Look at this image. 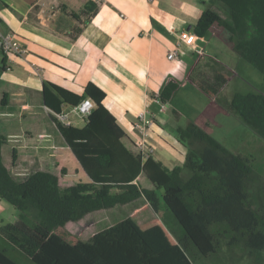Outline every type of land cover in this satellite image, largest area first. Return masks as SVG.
<instances>
[{
    "label": "trees",
    "instance_id": "16d2710c",
    "mask_svg": "<svg viewBox=\"0 0 264 264\" xmlns=\"http://www.w3.org/2000/svg\"><path fill=\"white\" fill-rule=\"evenodd\" d=\"M213 1L230 19L204 10L192 27L193 36L203 38L213 25L223 28L231 50L264 80V0ZM96 8L83 3V10ZM5 55H0V72L7 69ZM219 79L226 83L229 77L221 73L215 76ZM179 87L180 81L167 77L157 94L160 105L169 104ZM42 96L56 116L85 98L94 110L82 128L53 117L43 120L52 150L40 156V170L22 183L11 178L2 162L6 138L0 134V200L20 213L18 222L0 226V236L32 264H204L223 248L231 254L236 247L253 264H264V178L251 160L187 121L174 129L186 149L184 163L167 170L124 146L123 130L103 105L104 93L92 83L77 95L43 82ZM0 104L6 105V95ZM227 108L264 141V92L237 91ZM172 115L178 119L175 111ZM10 157L14 164V149ZM141 198L145 203L140 209L112 224L92 214ZM27 213L34 219L30 228L23 221ZM68 223L75 227L62 232L74 236L72 243L56 233ZM0 264L16 263L0 250Z\"/></svg>",
    "mask_w": 264,
    "mask_h": 264
},
{
    "label": "crops",
    "instance_id": "0c3cea01",
    "mask_svg": "<svg viewBox=\"0 0 264 264\" xmlns=\"http://www.w3.org/2000/svg\"><path fill=\"white\" fill-rule=\"evenodd\" d=\"M211 1L208 0L210 4ZM85 2L97 8L83 10ZM206 3L207 0H0V37L13 34L25 50L22 56L5 55L7 69L0 72V101L6 95V105L0 104V134L6 138L1 157L11 178L17 183L26 181L40 170V156L52 150L43 120L57 116L43 104V82L77 95L88 83L99 88L105 95L103 105L125 134L122 143L135 155L138 152L133 142L140 138L136 116L145 111L154 121L144 137L152 150L149 157L167 170L181 167L186 149L177 142L174 129L181 125L182 112L171 105L172 100L160 105L156 99L169 76L178 81L188 79L196 86L202 85L205 75L213 71L225 74L217 68L223 69L227 62L218 44L210 49L212 54L204 55L192 33L202 11L219 14L217 3L210 7ZM173 50L178 59L169 61L167 55ZM184 54L190 59H208H201L190 69L180 58ZM68 108H62L63 115ZM207 108L208 117L203 116L205 110L188 121L211 135L215 129L212 117L219 105L210 99ZM70 123L75 128L85 124ZM13 149L17 159L11 164ZM183 175L188 177L189 173L184 170ZM8 206L0 200V226L5 225L4 219L11 221L8 223L19 221Z\"/></svg>",
    "mask_w": 264,
    "mask_h": 264
},
{
    "label": "rangeland",
    "instance_id": "374dc122",
    "mask_svg": "<svg viewBox=\"0 0 264 264\" xmlns=\"http://www.w3.org/2000/svg\"><path fill=\"white\" fill-rule=\"evenodd\" d=\"M214 1L206 3L207 7L214 6ZM219 5V4H218ZM219 14L225 20H229V15L227 12L219 11ZM229 33L217 25H213L203 38L197 39L199 51L203 52L204 55L210 54V49L218 44L217 48L221 52L222 58H226V67L220 69L225 75L229 77L226 83L222 80H215V76L221 73L213 71L205 75L202 79V86L213 95V98L207 96L202 90L196 87L190 80L185 79L180 81V87L172 99L171 105L180 110L181 119L180 124L184 125L188 120H193V118L199 114L201 115L203 111V116L208 117V101L211 99L219 105V109L215 112L212 118L215 129L211 130V135L221 142L230 151L241 154L242 156L248 158L252 161V164L257 172L260 173L262 178H264V141L258 138L254 133H252L248 128H246L232 113L228 111L227 101L228 99L237 91H247L254 90L256 92H264V80L262 76L243 59L237 56L228 45ZM212 54V53H211ZM191 69L198 61H207L208 57L196 56L194 59H190V55L184 54L180 56ZM201 65V63L199 64ZM200 67V66H198ZM216 68V69H217ZM192 76H195L193 74ZM211 111V110H210ZM207 112V113H206ZM64 115H67V119L72 121L77 126L83 124V119H81L76 113L73 112L72 108H68ZM215 116V117H214ZM139 202H142L140 209L144 205V200L138 199L135 203H129L125 205H118L112 209L97 211L96 214L92 213L94 217L101 216L106 219L108 224L114 223L116 220L124 219L125 217L131 215H126L131 211ZM12 213L15 214V218L20 220V213L14 210L11 206H8ZM120 212V216L119 213ZM27 227H32L34 224L33 216L30 213L25 215L23 219ZM4 224H8L6 219H4ZM75 227L74 223H68L64 227L57 229V234L63 238L64 241L72 243L74 236L72 234H67V231L63 229H73ZM0 250L5 253L12 261L16 264H32V262L24 256L15 246L8 243L2 236H0ZM197 264H203L202 261H198ZM204 264H253L252 259L248 257L240 247L233 249L232 253L229 254L225 248L222 252L206 260Z\"/></svg>",
    "mask_w": 264,
    "mask_h": 264
},
{
    "label": "built area",
    "instance_id": "2783aa9c",
    "mask_svg": "<svg viewBox=\"0 0 264 264\" xmlns=\"http://www.w3.org/2000/svg\"><path fill=\"white\" fill-rule=\"evenodd\" d=\"M146 2H151L152 0H145ZM25 50L22 48L21 44L14 37L13 34L7 33L0 37V54H12L16 56H22ZM167 59L169 61L177 60V51L173 50L168 53ZM158 102V99H156ZM94 110V104L91 100L85 98L81 101L75 108H73V112L76 113L83 121L87 119L92 111ZM138 121V134L140 135L139 139H136L133 142L134 149L138 152V154L142 157V159H146L151 154V147L147 146L144 142V137L147 133V128L154 124V121L147 116L145 111L138 113L136 116ZM57 119L60 123L68 126L71 125L70 121L67 119L66 115L57 116Z\"/></svg>",
    "mask_w": 264,
    "mask_h": 264
},
{
    "label": "water",
    "instance_id": "95a60500",
    "mask_svg": "<svg viewBox=\"0 0 264 264\" xmlns=\"http://www.w3.org/2000/svg\"><path fill=\"white\" fill-rule=\"evenodd\" d=\"M190 29V27H188V30Z\"/></svg>",
    "mask_w": 264,
    "mask_h": 264
}]
</instances>
